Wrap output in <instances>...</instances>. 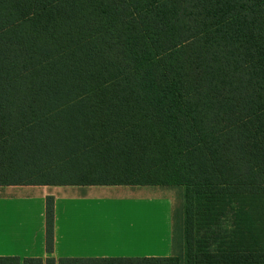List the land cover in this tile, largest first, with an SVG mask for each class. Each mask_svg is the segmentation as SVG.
I'll return each instance as SVG.
<instances>
[{
	"label": "trees",
	"instance_id": "16d2710c",
	"mask_svg": "<svg viewBox=\"0 0 264 264\" xmlns=\"http://www.w3.org/2000/svg\"><path fill=\"white\" fill-rule=\"evenodd\" d=\"M5 186L182 188V210L168 257L0 264H264V0H0ZM53 223L48 196V254Z\"/></svg>",
	"mask_w": 264,
	"mask_h": 264
},
{
	"label": "crops",
	"instance_id": "0c3cea01",
	"mask_svg": "<svg viewBox=\"0 0 264 264\" xmlns=\"http://www.w3.org/2000/svg\"><path fill=\"white\" fill-rule=\"evenodd\" d=\"M0 187V258H143L172 254L173 200L150 187ZM53 197V251L45 199Z\"/></svg>",
	"mask_w": 264,
	"mask_h": 264
},
{
	"label": "rangeland",
	"instance_id": "374dc122",
	"mask_svg": "<svg viewBox=\"0 0 264 264\" xmlns=\"http://www.w3.org/2000/svg\"><path fill=\"white\" fill-rule=\"evenodd\" d=\"M112 175H122L120 173H109L107 176ZM123 176V175H122ZM152 188L151 190L158 192L159 195H167L173 200V206H172V220L173 224L174 222L178 221L181 217V210H182V188H173V187H160V186H149ZM75 190L81 191L84 190L82 187H75ZM173 245L175 248H177L176 243L178 240V233L177 231L173 232Z\"/></svg>",
	"mask_w": 264,
	"mask_h": 264
}]
</instances>
